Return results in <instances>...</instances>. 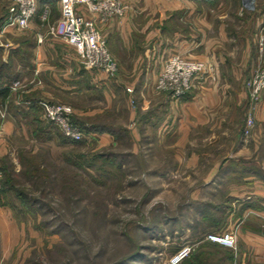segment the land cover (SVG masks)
Instances as JSON below:
<instances>
[{"label": "rangeland", "instance_id": "rangeland-1", "mask_svg": "<svg viewBox=\"0 0 264 264\" xmlns=\"http://www.w3.org/2000/svg\"><path fill=\"white\" fill-rule=\"evenodd\" d=\"M211 1L207 4L212 14L216 8L234 10L248 6L251 11L241 8L242 14L255 15L257 22L261 21L260 28L264 27V0ZM13 9L10 0H0V30ZM13 28L0 32V44ZM262 63L260 58L255 70ZM26 79L16 80V92L29 84ZM132 80L126 79L129 84ZM154 83V94L167 96L155 90ZM130 89L128 102L126 93L114 94L117 112L109 114V118L100 117V122L111 121L115 129L125 130L129 125L126 111L136 113L137 98L142 105L146 99L141 88L139 92ZM88 96H77L72 99L75 103L69 99L35 101L56 141L16 138L12 142L20 147L16 163H32L38 172L30 179L25 175L18 178L16 188L28 200L13 201L15 213L0 204V264H169L170 258L186 246L192 251L180 264H255L242 256L236 245L235 249H227L206 241V236L236 232L237 225L247 218L239 212L240 200L256 191L255 182L264 187V128L254 129L252 125L246 136L249 114L244 122L240 112L235 123L220 128V139L208 148L210 156L193 159L164 136L160 125L167 116L162 109L156 111L152 124L147 125L138 142L122 135L117 140L112 138L104 147L92 139L80 141L81 145L59 144L63 135L46 120L38 103L68 106L72 123L88 128L90 119L78 115L85 108L92 110V95ZM1 113L4 120L6 113ZM199 137L200 134L198 141L193 142L198 150ZM34 146L37 150L32 153ZM73 153L92 159L88 173L65 161V156L72 158ZM10 161L1 159L0 189L6 168L13 165ZM214 163L223 167L215 178L207 172Z\"/></svg>", "mask_w": 264, "mask_h": 264}, {"label": "crops", "instance_id": "crops-1", "mask_svg": "<svg viewBox=\"0 0 264 264\" xmlns=\"http://www.w3.org/2000/svg\"><path fill=\"white\" fill-rule=\"evenodd\" d=\"M122 1L128 6L125 17L105 23L96 21L116 64L113 77L84 71L77 50L49 32L60 20L56 1L38 0L28 28H13L8 32L0 44V114L6 113L4 120L0 118V162L8 158L15 172L21 170L15 159L20 147L12 144L16 138L30 142L56 141L35 105L39 99L51 102L69 99L75 103L72 99L81 94L92 95V110L85 108L78 115L90 119L88 123L92 126L102 124L118 132L120 129H115L111 121L102 123L99 118L116 114L113 99L117 92L126 93L128 102L127 86L134 92L141 88L146 94L143 105L137 98L136 113L126 111L129 125L125 131L130 140L138 142L147 125L152 124L156 111L162 109L167 116L160 125L164 136L170 137L176 147L185 149V156L193 159L209 157L208 148L220 139L217 135L220 128L235 123L240 112L244 122L251 115L254 129L264 128V92L258 105L247 106L248 91L244 84L260 64L257 44L264 30L255 15L242 14L241 8L251 11L248 6L234 10L216 8L212 14L207 4L211 0ZM173 55L190 57L208 68L207 74L194 80L187 94L176 100L155 95L153 91L157 70ZM22 77L29 84L17 92L12 90L11 84ZM127 77L133 78L130 84ZM198 134L199 150L193 145ZM88 136L87 140H96L103 147L113 140L106 131H92ZM31 150L33 153L37 147ZM222 169V165L214 163L207 172L215 178ZM254 184L256 191L238 205L241 215L247 218L237 225L236 246L252 263L264 264V191L261 189L264 187ZM258 188L261 190L257 191Z\"/></svg>", "mask_w": 264, "mask_h": 264}, {"label": "built area", "instance_id": "built-area-1", "mask_svg": "<svg viewBox=\"0 0 264 264\" xmlns=\"http://www.w3.org/2000/svg\"><path fill=\"white\" fill-rule=\"evenodd\" d=\"M59 4L60 20L57 26L49 28L51 34L57 35L71 48L79 53L80 67L84 71H92L100 76H113L116 73V65L109 55L106 42L96 27V21L105 23L111 18H122L128 11V6L122 0H52ZM195 2L197 0H187ZM248 1V0H246ZM14 9L7 17L0 32L15 27L24 30L37 11L38 0H10ZM250 2V1H248ZM258 51L264 62V36L258 40ZM206 64L183 55H173L167 58L154 83L158 92L165 93L170 99H180L187 94L192 87V82L206 75ZM18 82L11 84L15 90ZM250 105L255 107L260 101V95L264 92V63L254 72L246 83ZM131 93V89L126 90ZM46 120L56 127L64 138L72 142L87 140L89 136L72 123L71 108L62 105H53L47 102H39ZM253 121L249 114L244 134L250 132ZM0 172V182H1ZM206 241L227 249H235L236 232L227 231L222 234H209ZM189 246L178 250L169 260V264H180L191 253Z\"/></svg>", "mask_w": 264, "mask_h": 264}, {"label": "trees", "instance_id": "trees-1", "mask_svg": "<svg viewBox=\"0 0 264 264\" xmlns=\"http://www.w3.org/2000/svg\"><path fill=\"white\" fill-rule=\"evenodd\" d=\"M38 4V2H37ZM74 124H77L75 122H73ZM78 127L86 134L89 135L90 133H92V131L98 132V133H103L104 131H106L107 133H109L110 135H112L114 140L120 139L122 135H126V131L125 130H119L118 132H115V130H111V128H105L102 126V124H96L93 125L89 124L88 128H84L83 124H77ZM56 130V129H55ZM57 131V130H56ZM127 136V135H126ZM65 140V141H64ZM72 144V145H81V143H74L66 138H64L63 136H60V141L59 144L61 145H67V144ZM84 143V142H82ZM73 157L69 158L65 156V161L73 164L74 166H76L79 169H82L84 171H86L88 173L89 169L92 168V159L86 158L85 156H81V155H77L75 153H73ZM74 158V160H72ZM34 164H29L28 166L25 164L21 165L22 170L18 173L15 172L12 167L6 168L5 170V176H4V180L0 189V204L5 205L9 210H12V213H15L16 208L15 206L12 204L13 201H19L20 203H24V201H27V197L26 194L22 191L19 190L18 188H16L18 185V178L21 175H25L26 177L33 178L34 175L36 176V173L38 172V168H33ZM28 209L30 211H32V209L30 208V206H27ZM17 214V213H16ZM18 215V214H17Z\"/></svg>", "mask_w": 264, "mask_h": 264}, {"label": "bare ground", "instance_id": "bare-ground-1", "mask_svg": "<svg viewBox=\"0 0 264 264\" xmlns=\"http://www.w3.org/2000/svg\"><path fill=\"white\" fill-rule=\"evenodd\" d=\"M248 1H250V2H251V0H248Z\"/></svg>", "mask_w": 264, "mask_h": 264}]
</instances>
